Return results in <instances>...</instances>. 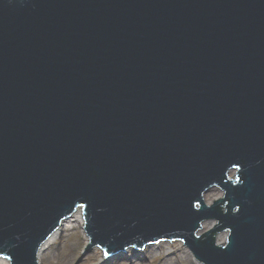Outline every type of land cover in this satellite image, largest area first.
Returning a JSON list of instances; mask_svg holds the SVG:
<instances>
[{
	"label": "water",
	"instance_id": "1",
	"mask_svg": "<svg viewBox=\"0 0 264 264\" xmlns=\"http://www.w3.org/2000/svg\"><path fill=\"white\" fill-rule=\"evenodd\" d=\"M78 209L85 249L264 264V0H0V255Z\"/></svg>",
	"mask_w": 264,
	"mask_h": 264
},
{
	"label": "rangeland",
	"instance_id": "2",
	"mask_svg": "<svg viewBox=\"0 0 264 264\" xmlns=\"http://www.w3.org/2000/svg\"><path fill=\"white\" fill-rule=\"evenodd\" d=\"M218 193L217 197L221 196V191H213L212 193ZM213 194H208L207 197H211ZM83 223L70 222L64 226L63 230L59 231L55 242L48 247L43 255L42 259L38 260V264H110V258H127L134 254L137 258L133 264H203L198 261L191 250L187 247L182 240L169 241L170 243H180V247H165L160 249L156 247V244L146 245L142 248L134 245L126 247L124 250L117 251L112 255L97 256L98 249L100 247H91L85 249L90 243L87 237V233ZM209 224L207 228H210ZM227 238V233L223 232L218 234V243H223ZM102 254L103 249L100 248ZM139 252V253H134ZM110 259V260H108ZM124 264V263H123Z\"/></svg>",
	"mask_w": 264,
	"mask_h": 264
},
{
	"label": "bare ground",
	"instance_id": "3",
	"mask_svg": "<svg viewBox=\"0 0 264 264\" xmlns=\"http://www.w3.org/2000/svg\"><path fill=\"white\" fill-rule=\"evenodd\" d=\"M217 195L218 193L216 192L215 194H213L211 197H207L206 200L208 203H211L215 198H217ZM70 222H78V223H83V214H82V211L80 209H78L68 220H65L63 221L62 225L50 236V238L45 242V244L43 245L41 251H40V254H39V260L42 259V255L44 253V251L50 247L56 240V237L59 233V231L63 230L64 226L67 225L68 223ZM209 224H205L204 228L202 231L200 232H203ZM211 227V226H210ZM175 247V248H178L180 247V243H170L169 241H161L159 243H156V247L160 248V249H163V248H167V247ZM134 253H139V252H134ZM102 255V251L100 250V248L98 249V254L97 256ZM136 256L134 254H131V256L127 257V258H122L121 260H118V258H110L108 260H110V264H133L136 260ZM0 264H10L9 263V260H7L6 258H3V257H0Z\"/></svg>",
	"mask_w": 264,
	"mask_h": 264
}]
</instances>
